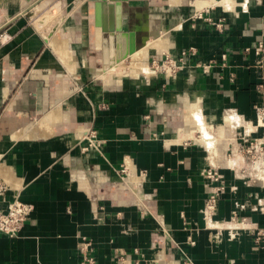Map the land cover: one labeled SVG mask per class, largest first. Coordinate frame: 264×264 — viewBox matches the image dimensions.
Here are the masks:
<instances>
[{
	"label": "crops",
	"instance_id": "0c3cea01",
	"mask_svg": "<svg viewBox=\"0 0 264 264\" xmlns=\"http://www.w3.org/2000/svg\"><path fill=\"white\" fill-rule=\"evenodd\" d=\"M33 1L0 0V210L33 205L17 235L0 233V264H81L82 244L94 264H264V169L251 179L240 154L242 136L264 140V0L123 1L136 48L160 25L164 47L142 60L195 53L172 74L107 79L93 3L60 0L64 63L19 15ZM211 165L226 190L207 219Z\"/></svg>",
	"mask_w": 264,
	"mask_h": 264
},
{
	"label": "built area",
	"instance_id": "2783aa9c",
	"mask_svg": "<svg viewBox=\"0 0 264 264\" xmlns=\"http://www.w3.org/2000/svg\"><path fill=\"white\" fill-rule=\"evenodd\" d=\"M7 32L6 30L0 33V40L1 37ZM257 50L263 52L264 49L262 44L258 45ZM195 53V49L190 47L186 50L181 51L178 58H173L169 56L168 53H163V57L161 59H154L152 63H156L159 68L160 72L166 74H172L176 72L177 69L180 68L181 64L183 63V58L187 55H192ZM160 63V65H159ZM263 101H264V87L261 86ZM256 112V124L258 121H264V106H259L255 110ZM96 133L94 130L88 131V140L89 145L96 146L93 144V139L95 138ZM241 141L244 140L246 142L245 152L250 154L252 152H258L260 156H258L257 162L255 164L256 171L263 169L262 161L264 160V140L262 138H256L255 141L248 142L244 136L241 137ZM257 157V156H256ZM245 172V170H243ZM251 174V173H248ZM204 176L210 181L211 186L207 193V197L205 199L204 208H203V217L210 219L217 211L218 201L220 196L225 192L226 185L224 176L219 172V170L214 167L213 165L207 167L204 170ZM256 178V176H255ZM259 180L258 178H256ZM5 189V186L0 182V193ZM33 210V205L30 203L22 202L18 199H14L8 203L7 209L5 211L0 210V233L5 234L7 236L13 237L17 235L21 227L23 226L24 222L30 215L31 211ZM245 219L240 217L236 210L232 211L230 222L233 224H242ZM84 245V246H83ZM87 245L82 244L80 246V251L82 252V259L81 264H94L95 259L93 255L88 254Z\"/></svg>",
	"mask_w": 264,
	"mask_h": 264
},
{
	"label": "bare ground",
	"instance_id": "6f19581e",
	"mask_svg": "<svg viewBox=\"0 0 264 264\" xmlns=\"http://www.w3.org/2000/svg\"><path fill=\"white\" fill-rule=\"evenodd\" d=\"M208 2H211V1L208 0ZM26 10L27 9L23 10V12L25 13ZM20 14H21V11H20L19 15ZM58 14H59V12L57 10H53L52 8L48 9L46 11L45 15H42V18L44 17L42 19V21L40 20L41 22H39L37 24H36V22H34V26H36L38 31L42 32L41 34L44 37V39L47 41L46 43H48V44H50V45H52L54 47V50L57 51L56 53H58L60 55V57L63 59L64 63H72L74 61V53H73V51L67 50V48L64 47V43H66V40L64 38H62L57 33V29L53 28L52 31L49 30L48 34H46L45 31L44 32L42 31V27L46 23L45 21L46 20L50 21L51 19H54ZM32 15H35V14H32ZM40 15H41V13L39 14V16ZM37 17H38V15H37ZM39 18H41V16ZM39 18H37V19H39ZM33 19L35 20V18H33ZM43 21L45 23H43ZM98 28L99 27H96V30ZM99 31L100 30H98V32ZM4 37L7 38V35L4 34ZM151 38L152 37H147V35H145L144 36V43L142 45L138 46L137 48L135 46L136 49L132 53L129 54L128 47H127V45H128L127 39L128 38L126 36V33H123V32L122 33H118L117 34V44H116V49H115V62L112 65H110V66H108L106 68H98V69H96L94 71V73H95L94 76H96V77H98L100 79H107L111 75H123L124 73H135V71L138 68H141L144 73H151V72L155 71V66L152 67V66H150L148 64H144V62L142 60V57H143L144 53H147L149 48H151V47L163 48L164 46H163V44L161 42V37H157V38H154V39H151ZM94 40L99 46L100 42H101L100 35L97 34V36H96V38ZM135 45H136V42H135ZM258 122H259V124L261 126H264V121L260 120ZM209 137H210V135H209ZM214 147L215 146L213 145V148ZM262 166H263V169H264V160L262 161ZM260 170H258V171H260ZM0 172L1 173H5L1 169H0ZM259 174H260V177L264 179V171H262Z\"/></svg>",
	"mask_w": 264,
	"mask_h": 264
},
{
	"label": "water",
	"instance_id": "95a60500",
	"mask_svg": "<svg viewBox=\"0 0 264 264\" xmlns=\"http://www.w3.org/2000/svg\"><path fill=\"white\" fill-rule=\"evenodd\" d=\"M35 0L34 2H39ZM93 3V22L101 31V67L106 68L115 62L117 34L126 33L129 54L135 50L137 35L135 31H124L122 24V3L126 0H89ZM32 2V3H34ZM160 25H152L147 37L157 38L160 35ZM142 37L140 41H143ZM138 40V39H137Z\"/></svg>",
	"mask_w": 264,
	"mask_h": 264
},
{
	"label": "rangeland",
	"instance_id": "374dc122",
	"mask_svg": "<svg viewBox=\"0 0 264 264\" xmlns=\"http://www.w3.org/2000/svg\"><path fill=\"white\" fill-rule=\"evenodd\" d=\"M63 1L65 3L64 5H67V2L65 0H63ZM82 2H84V0H80V1L78 0L74 4H76V7H78V4L82 3ZM64 5L60 3V0H40L39 2L30 3V4L26 5V6H24V8L21 9V14L20 15H25L26 19L30 20V22L34 25V22H36V24H37V23L42 21V19L44 18V17L42 18V15H45V13H46V11L48 9L52 8L53 10H57L59 12V14L54 19H51L50 21L46 20L45 22L47 24L43 21V23H45V25L42 27V31L43 32L45 31V33L48 34L49 30L52 31L53 28L54 29L56 28L57 29V33L59 35L63 36L64 35V30H65V25L68 22V18H66L67 17L66 13H67L68 9L71 6L69 4H68V6H64ZM25 9H27V10L24 13L23 10H25ZM40 13H41V15H40L41 18H39L40 17L39 16ZM32 14H35V15H32ZM37 15H38V17H37ZM33 18H35V20ZM37 18H39V19H37ZM34 27L36 28V26H34ZM61 29H62V31H61ZM36 30H37V28H36ZM3 31H5V29L0 30V33L3 32ZM39 33H42V32L39 31ZM5 34L7 35V38H5L4 35H3L1 37V40H0L1 42L2 41H6V40H8L10 38L9 31L5 32ZM162 51H164V50H162ZM153 55H154V53H150V56L146 55L144 60H143V62H144V64H148V65H150L152 67L155 66V72L159 73L160 72L159 66L156 63H154V64L152 63V61L154 59L158 60L157 57L153 56ZM159 65H160V63H159ZM94 68L91 69L92 72H93ZM141 71H142V69H139V72H141ZM255 123H256V121H255ZM244 137H245V139H247L248 142L255 141L254 139H256L255 137L248 136V135L247 136L245 135ZM263 146H264V143H263ZM245 147H246V142H244V140L240 141V151H241L240 154L243 156V167H242L241 171L245 170V172L244 171L243 172L245 174H247L251 179L255 180L256 182L257 181L260 182L259 180L256 179L257 178L256 173L258 171H256V167H255V164L257 162L258 156H260L259 151L247 154L245 152ZM248 173H251V174H248ZM255 176H256V178H255Z\"/></svg>",
	"mask_w": 264,
	"mask_h": 264
}]
</instances>
